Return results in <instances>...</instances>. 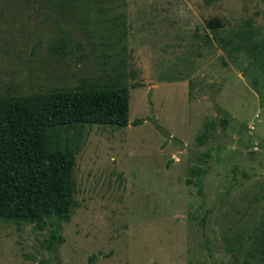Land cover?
Returning <instances> with one entry per match:
<instances>
[{
	"label": "rangeland",
	"instance_id": "rangeland-1",
	"mask_svg": "<svg viewBox=\"0 0 264 264\" xmlns=\"http://www.w3.org/2000/svg\"><path fill=\"white\" fill-rule=\"evenodd\" d=\"M109 84L128 125L85 127L63 242L0 221V264H264V3L0 0V95Z\"/></svg>",
	"mask_w": 264,
	"mask_h": 264
},
{
	"label": "trees",
	"instance_id": "trees-1",
	"mask_svg": "<svg viewBox=\"0 0 264 264\" xmlns=\"http://www.w3.org/2000/svg\"><path fill=\"white\" fill-rule=\"evenodd\" d=\"M127 115L128 90L121 84L0 95V221L46 229L42 247L55 253L74 206L73 169L85 127H125ZM197 174L192 168L186 183ZM259 248L264 261V237Z\"/></svg>",
	"mask_w": 264,
	"mask_h": 264
},
{
	"label": "water",
	"instance_id": "water-1",
	"mask_svg": "<svg viewBox=\"0 0 264 264\" xmlns=\"http://www.w3.org/2000/svg\"><path fill=\"white\" fill-rule=\"evenodd\" d=\"M216 124H217V128H218V137L210 142H207L206 144L200 146V147H194L193 150L195 152V154H197L198 152H202L205 149L214 146V145H232L234 144V139L226 137L223 132H222V126L219 122V120H216Z\"/></svg>",
	"mask_w": 264,
	"mask_h": 264
}]
</instances>
